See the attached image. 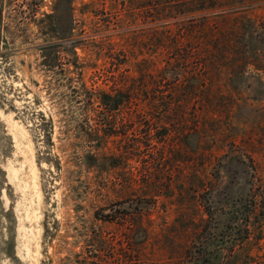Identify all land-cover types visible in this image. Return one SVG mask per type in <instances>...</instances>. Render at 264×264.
Returning a JSON list of instances; mask_svg holds the SVG:
<instances>
[{
    "label": "rangeland",
    "instance_id": "obj_1",
    "mask_svg": "<svg viewBox=\"0 0 264 264\" xmlns=\"http://www.w3.org/2000/svg\"><path fill=\"white\" fill-rule=\"evenodd\" d=\"M263 192L262 0H0V264H264Z\"/></svg>",
    "mask_w": 264,
    "mask_h": 264
},
{
    "label": "trees",
    "instance_id": "obj_2",
    "mask_svg": "<svg viewBox=\"0 0 264 264\" xmlns=\"http://www.w3.org/2000/svg\"><path fill=\"white\" fill-rule=\"evenodd\" d=\"M262 2H264V0H262ZM61 3L63 4V9L68 13V12H70L71 11V5H72V0H61ZM60 18H62V16L60 17ZM68 32V31H67ZM73 41L72 40H70V39H64L63 40V43L65 44V45H72L73 43H72ZM177 74L176 75H174V77H171L172 79H177ZM122 101V100H121ZM121 101H119V99L118 100H115L114 101V108L116 109V108H118L119 107V105H120V103H121ZM260 203L259 202H257V204L253 207L252 206V204H250L249 206H250V208H252V210L254 209V210H257V208H263L264 209V206L263 207H261V201H263L264 202V192H263V194L260 196ZM242 208V206H240V209ZM138 209H141L140 207H138ZM137 209V210H138Z\"/></svg>",
    "mask_w": 264,
    "mask_h": 264
},
{
    "label": "bare ground",
    "instance_id": "obj_3",
    "mask_svg": "<svg viewBox=\"0 0 264 264\" xmlns=\"http://www.w3.org/2000/svg\"><path fill=\"white\" fill-rule=\"evenodd\" d=\"M25 134V133H24Z\"/></svg>",
    "mask_w": 264,
    "mask_h": 264
}]
</instances>
